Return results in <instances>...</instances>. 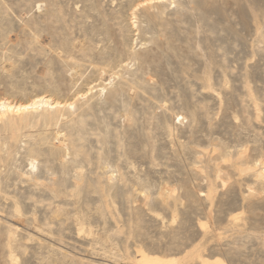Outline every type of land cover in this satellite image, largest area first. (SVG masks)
Segmentation results:
<instances>
[{
    "label": "rangeland",
    "instance_id": "rangeland-1",
    "mask_svg": "<svg viewBox=\"0 0 264 264\" xmlns=\"http://www.w3.org/2000/svg\"><path fill=\"white\" fill-rule=\"evenodd\" d=\"M37 101L0 264H264V0H0V103Z\"/></svg>",
    "mask_w": 264,
    "mask_h": 264
},
{
    "label": "bare ground",
    "instance_id": "bare-ground-1",
    "mask_svg": "<svg viewBox=\"0 0 264 264\" xmlns=\"http://www.w3.org/2000/svg\"><path fill=\"white\" fill-rule=\"evenodd\" d=\"M43 106H50V107H53L51 106L50 103L48 102H44V101H37V102H32L30 104H27V105H19V106H12V105H6L5 103H0V108L3 109L4 111L5 110H16V111H20V110H27V109H30V108H37V107H43ZM149 260V259H148Z\"/></svg>",
    "mask_w": 264,
    "mask_h": 264
}]
</instances>
